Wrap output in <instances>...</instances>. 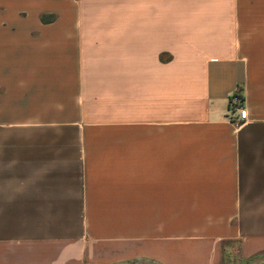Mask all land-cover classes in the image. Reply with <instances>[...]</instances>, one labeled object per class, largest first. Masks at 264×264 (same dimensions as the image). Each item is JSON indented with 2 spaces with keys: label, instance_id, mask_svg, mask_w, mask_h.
<instances>
[{
  "label": "crops",
  "instance_id": "0c3cea01",
  "mask_svg": "<svg viewBox=\"0 0 264 264\" xmlns=\"http://www.w3.org/2000/svg\"><path fill=\"white\" fill-rule=\"evenodd\" d=\"M224 241L264 252V0H0V264Z\"/></svg>",
  "mask_w": 264,
  "mask_h": 264
},
{
  "label": "rangeland",
  "instance_id": "374dc122",
  "mask_svg": "<svg viewBox=\"0 0 264 264\" xmlns=\"http://www.w3.org/2000/svg\"><path fill=\"white\" fill-rule=\"evenodd\" d=\"M236 99L241 104L244 103V97L240 91L234 93L230 99L233 107ZM132 264L140 263L134 262ZM219 264H264V252L254 257L246 258L241 254L238 241H224L222 259Z\"/></svg>",
  "mask_w": 264,
  "mask_h": 264
},
{
  "label": "built area",
  "instance_id": "2783aa9c",
  "mask_svg": "<svg viewBox=\"0 0 264 264\" xmlns=\"http://www.w3.org/2000/svg\"><path fill=\"white\" fill-rule=\"evenodd\" d=\"M234 110L238 112V117L243 120L247 121L249 119V111L243 104H241L237 99L234 101Z\"/></svg>",
  "mask_w": 264,
  "mask_h": 264
}]
</instances>
